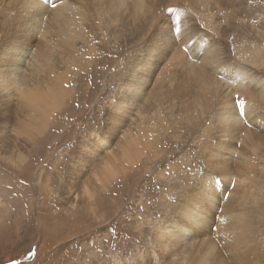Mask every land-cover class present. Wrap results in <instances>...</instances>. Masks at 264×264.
<instances>
[{
  "label": "bare ground",
  "instance_id": "bare-ground-1",
  "mask_svg": "<svg viewBox=\"0 0 264 264\" xmlns=\"http://www.w3.org/2000/svg\"><path fill=\"white\" fill-rule=\"evenodd\" d=\"M208 5L0 0V114L7 117L14 101V117L20 110L29 116L13 138L17 158L10 162L25 161L27 145L38 139L54 140L49 129L68 130L72 141L79 123L89 126L92 116L101 122L104 108L88 102L105 92L100 81L125 75L109 98L107 130L87 137L88 157L118 161H105L95 180L130 168L136 176L138 169L155 171L161 185L180 187L174 228L165 226L169 219L153 225L161 253L174 264H264V23L255 42L230 40L222 48L223 27ZM84 192L95 202L90 186Z\"/></svg>",
  "mask_w": 264,
  "mask_h": 264
},
{
  "label": "rangeland",
  "instance_id": "rangeland-1",
  "mask_svg": "<svg viewBox=\"0 0 264 264\" xmlns=\"http://www.w3.org/2000/svg\"><path fill=\"white\" fill-rule=\"evenodd\" d=\"M208 3V7L212 5L214 23L223 27L225 38L219 39L222 48L230 40L237 44L259 38L264 23L260 18L264 16V0H208ZM223 14L229 16L227 22L220 20ZM128 50L131 49H126L121 58L127 56ZM124 77L100 81L105 92L97 95L99 99L94 96L88 102L89 107L98 102L96 106L104 108L101 122L96 117L97 122H93L92 116L89 126L83 122L82 129L79 123L71 133L72 141L65 133L68 130L49 129L47 134L56 135L55 139L47 143L38 139L31 147L25 144L29 154L23 162L16 160V165L15 160L10 162L12 157L17 158L12 155L13 138L27 128L29 116L20 110L21 115L15 118L14 101H10L12 111L7 117L0 114V264H174L161 253L153 228L164 219H169L167 228L176 225L173 206L183 192L180 187L161 185L155 171L138 172V169L136 176L130 168L101 184L95 177L101 176L105 161L114 167L118 161L111 156L88 157L85 150L92 142L87 139L88 134L107 130L112 109L109 98ZM98 113L91 112L96 116ZM117 145V137H113L111 150L119 158ZM29 155L36 157L32 169L26 172ZM151 183L154 187L149 186ZM89 186L95 202H89L84 192ZM165 194L170 198L162 199ZM151 215L153 224H146ZM153 253L158 254L157 262Z\"/></svg>",
  "mask_w": 264,
  "mask_h": 264
},
{
  "label": "snow or ice",
  "instance_id": "snow-or-ice-1",
  "mask_svg": "<svg viewBox=\"0 0 264 264\" xmlns=\"http://www.w3.org/2000/svg\"><path fill=\"white\" fill-rule=\"evenodd\" d=\"M53 7H55V4L53 3V5H52ZM170 31L172 32V28H171V26H170ZM171 37H172V39H174V37L171 35ZM175 40V39H174ZM217 55H218V53H217ZM239 103H243L242 101H240Z\"/></svg>",
  "mask_w": 264,
  "mask_h": 264
}]
</instances>
